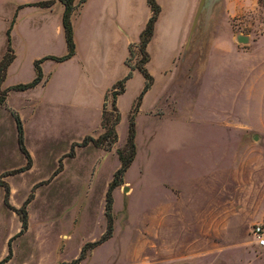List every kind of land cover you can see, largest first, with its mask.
<instances>
[{
  "label": "rangeland",
  "instance_id": "obj_1",
  "mask_svg": "<svg viewBox=\"0 0 264 264\" xmlns=\"http://www.w3.org/2000/svg\"><path fill=\"white\" fill-rule=\"evenodd\" d=\"M212 2L178 62L160 64L154 47L156 79L144 111H134L145 82L140 73L123 95L121 110L117 105L121 122L111 150L83 144L104 133L95 106L50 108L38 102L41 92L8 94L0 105V263L264 264V248L253 236L255 225L264 226V0H244L231 17ZM16 20L17 15L8 16V33ZM56 27L54 22L45 36L49 47L56 45ZM238 36L249 42L240 43ZM18 46L22 70L7 73V87L29 83L34 74L29 44L23 39ZM141 60L134 50L127 62L134 67ZM112 103L110 95L113 122ZM16 114L30 158L19 144ZM132 115L136 156L112 192L113 234L102 241L107 193L121 167L119 152L127 147ZM201 178L208 183L204 199L232 203L226 210L249 214V222L227 223L210 233L203 256L171 252L175 241L167 234L160 249L154 208L175 198L176 183Z\"/></svg>",
  "mask_w": 264,
  "mask_h": 264
},
{
  "label": "crops",
  "instance_id": "obj_2",
  "mask_svg": "<svg viewBox=\"0 0 264 264\" xmlns=\"http://www.w3.org/2000/svg\"><path fill=\"white\" fill-rule=\"evenodd\" d=\"M6 1L13 2L6 4ZM35 1L37 0L19 2L0 0V25L4 23L3 27L0 26V61L7 51L9 42L6 20L9 15L15 14L17 20L10 29V41L16 58L10 65L8 73L22 70L18 45L24 39L29 44L28 61L34 67L35 75H32V80L36 76V61L46 57H62L67 53L63 26L64 5L57 0L51 8L26 6L36 3ZM80 1L76 0L78 8L72 16L75 55L65 62L52 59L44 61L41 65L43 81L23 93L41 92V99L38 102L50 108H65L72 103H78L81 107L95 106L102 115L106 95L130 71L126 63L130 56V46L139 43L152 10L148 0H86L83 4H80ZM243 2L244 0H213L212 6L222 7L224 14L231 17L240 13ZM157 3L161 7V13L147 49L151 57L147 69L155 79L156 72L151 68L154 47H159L157 60L160 64L167 62L175 64L179 61L183 48L188 46L200 19L204 15L208 16L210 10L209 0H206L203 6L202 0H157ZM39 18L41 26L36 23ZM54 22L57 24L55 29L57 42L56 45L49 47L45 45L44 39ZM4 32L7 38L4 37ZM139 74V71L134 72L133 77L127 82L125 93ZM8 79L7 75L3 83L4 89L9 88ZM72 91V97L67 99V95ZM150 91L144 97L140 113ZM124 94L117 99L119 109ZM9 97L10 95L8 99ZM32 103L35 104L34 101ZM219 125L226 127L225 123ZM253 141L256 142L257 137ZM207 188L208 183L204 178L176 183L173 186L175 198L154 208L160 249L166 239L164 235L167 234L170 240L175 241V246L169 248L171 252L184 257L203 256L209 249L210 233H217L227 223L249 222L247 220L249 214L226 210L232 203H217L218 201L209 203V200L204 199L203 194L209 192ZM237 206L256 208L257 203H237Z\"/></svg>",
  "mask_w": 264,
  "mask_h": 264
},
{
  "label": "trees",
  "instance_id": "obj_3",
  "mask_svg": "<svg viewBox=\"0 0 264 264\" xmlns=\"http://www.w3.org/2000/svg\"><path fill=\"white\" fill-rule=\"evenodd\" d=\"M57 0H46V1H40L37 3H31L26 6H34V7H41V8H51L56 3ZM64 5V15H63V26L65 31V37H66V44H67V53L62 57H46L39 61L35 62V72L36 76L35 78L26 84H18L12 87H9L7 89L1 90V87L3 83L6 81L7 73L10 65L14 62L16 55L14 50L12 49L10 40H9V46L7 48V51L5 55L3 56L2 60L0 61V105L5 103L8 94L11 91H17V92H24L29 89L35 88L38 86L44 79L43 71L41 68V65L44 61L48 59L55 60L57 62H65L69 59H71L75 53H76V44L74 40V29L72 24V16L74 12L78 8V4L76 3V0H58ZM86 0H81L80 4H83ZM148 4L151 7L152 15L146 25V28L142 32L140 36V41L135 46H130V56L134 54V50H138L139 54L142 55V60L139 64H137L134 67H130L128 62H126L130 68L129 73L120 81H118L108 92L106 95V100L103 107L102 112V119H101V126L104 130V133L97 139L93 137H88L83 142L84 146H87L89 143H93L96 147L103 148L105 150H111L112 147L117 143L118 141V132H117V126L121 122V112L117 108V99L120 95L124 94L126 91V85L127 82L133 77L135 71H139L145 80L144 87L137 97L134 111H139L140 107L142 105V102L144 100L145 95L149 92L151 89L153 83H154V77L147 69V64L150 62V54L148 53V45L150 44L155 31V25L156 22L160 16L161 13V7L157 3V0H148ZM10 35V31L8 33ZM129 56V57H130ZM128 61V60H127ZM110 95L113 97V109L115 111V119L111 120V115L108 111V100ZM16 125L18 129V135H19V144L25 154L28 158H30V155L28 151L24 147V128L21 121V118L18 114L15 115ZM136 124L134 120V116L132 115L130 117L129 122V130H128V141H127V147L124 151L119 152V159L121 162V167L117 171V173L114 176L113 182L111 183L109 187V191L107 193L106 198V217H107V231L104 235L102 241L108 240L112 237L113 229H114V216H113V197L112 192L113 190L123 184V177L125 173L130 168L135 156H136V144H135V138H136ZM28 167H30V164L28 163ZM22 223L23 228H27L28 225V218L27 213L24 212L22 216ZM94 243L93 245H95ZM85 256V250L82 251L81 257L78 259L81 260ZM5 260L2 261L0 264H4Z\"/></svg>",
  "mask_w": 264,
  "mask_h": 264
},
{
  "label": "built area",
  "instance_id": "obj_4",
  "mask_svg": "<svg viewBox=\"0 0 264 264\" xmlns=\"http://www.w3.org/2000/svg\"><path fill=\"white\" fill-rule=\"evenodd\" d=\"M253 236L256 238V245L259 248H264V226L255 225L253 227Z\"/></svg>",
  "mask_w": 264,
  "mask_h": 264
},
{
  "label": "water",
  "instance_id": "obj_5",
  "mask_svg": "<svg viewBox=\"0 0 264 264\" xmlns=\"http://www.w3.org/2000/svg\"><path fill=\"white\" fill-rule=\"evenodd\" d=\"M205 1L206 0H202V6L204 5ZM238 41L240 43H248L249 42V38L248 37H243V36H238Z\"/></svg>",
  "mask_w": 264,
  "mask_h": 264
}]
</instances>
